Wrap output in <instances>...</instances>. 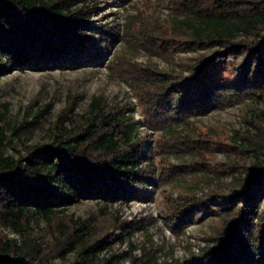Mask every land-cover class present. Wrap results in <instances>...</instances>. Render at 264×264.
<instances>
[{"label":"trees","instance_id":"1","mask_svg":"<svg viewBox=\"0 0 264 264\" xmlns=\"http://www.w3.org/2000/svg\"><path fill=\"white\" fill-rule=\"evenodd\" d=\"M91 1L0 0V75L14 69L101 65L110 47L125 40L160 56L202 51L179 70L139 66L132 77L153 129L185 123L242 99L264 102V0H172L169 27L135 32L126 24L124 35L93 23ZM127 109L93 98L76 129H51L48 142L24 145L16 155L4 153L9 128L0 124V264H54L30 234L34 218L50 223L83 200L105 206L147 198L144 187L153 179L141 165L150 146L136 134ZM257 120L253 133L233 138L253 160L230 173L226 189L181 194L171 203L168 219L175 233L207 217L219 220L215 232L181 264H264V155L258 153L264 152V110ZM58 127L56 122L53 128ZM196 141L187 136L180 142L195 154ZM118 226L119 234L106 230L95 235L85 221L62 224L59 236H53L60 247L56 256L65 259L73 252L68 264H118L127 253L99 259L114 241L123 242L130 234L128 222ZM3 230L19 234L20 241ZM131 262L156 264L152 254L131 256Z\"/></svg>","mask_w":264,"mask_h":264},{"label":"rangeland","instance_id":"2","mask_svg":"<svg viewBox=\"0 0 264 264\" xmlns=\"http://www.w3.org/2000/svg\"><path fill=\"white\" fill-rule=\"evenodd\" d=\"M171 3L172 0H125L121 4L92 0L90 4L95 6L92 21L117 29L123 35L126 24L132 25L135 32L167 28L173 19ZM200 53L201 50H196L160 56L119 40L110 47L101 65L39 71L14 69L0 75V124L9 128L10 136L5 154L16 155L24 145L48 142L52 131L58 132L63 126L65 130L76 129L75 124L84 120L82 117L93 98L126 106L125 113L135 122L136 134L150 146L148 158L141 165L153 179L144 187L146 199L105 206L83 200L68 206L50 223L39 218L31 220L30 234L44 245L42 254L47 260L68 264L74 258L73 252L67 253L65 259L56 256L60 247L53 236H59L60 225L71 226L78 220L87 222L95 235L106 230L119 234L118 224L123 221L131 225V232L124 235L123 242L116 240L99 254V259H104L113 253H127L118 264H132L131 256L146 258L149 254L154 255L156 264H181L192 252H197L206 236L215 232L219 220L211 216L175 233L168 219L171 203L181 194L202 195L210 188L224 190L231 182L230 173L236 174L241 166L251 163L252 153L240 150L233 138L254 132L252 124L258 122L264 102L242 99L185 123L153 129L132 83L139 66L179 70L181 63ZM69 118H73V124ZM56 122L59 129L53 128ZM187 136L197 140L196 150H192L195 154L185 150V144L180 142ZM205 145L212 148H201ZM258 153L264 155L262 151ZM3 232L17 242L21 239L17 233Z\"/></svg>","mask_w":264,"mask_h":264}]
</instances>
